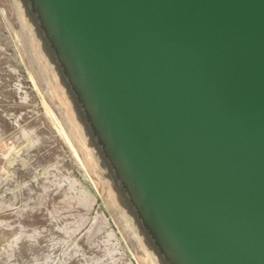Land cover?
I'll return each instance as SVG.
<instances>
[{
	"label": "water",
	"instance_id": "1",
	"mask_svg": "<svg viewBox=\"0 0 264 264\" xmlns=\"http://www.w3.org/2000/svg\"><path fill=\"white\" fill-rule=\"evenodd\" d=\"M0 23L157 264H264V0H0Z\"/></svg>",
	"mask_w": 264,
	"mask_h": 264
},
{
	"label": "rangeland",
	"instance_id": "2",
	"mask_svg": "<svg viewBox=\"0 0 264 264\" xmlns=\"http://www.w3.org/2000/svg\"><path fill=\"white\" fill-rule=\"evenodd\" d=\"M147 251L0 23V264H153Z\"/></svg>",
	"mask_w": 264,
	"mask_h": 264
},
{
	"label": "bare ground",
	"instance_id": "3",
	"mask_svg": "<svg viewBox=\"0 0 264 264\" xmlns=\"http://www.w3.org/2000/svg\"><path fill=\"white\" fill-rule=\"evenodd\" d=\"M47 105V104H46ZM49 112H50V114H51V116H52V118H53V120H54V122L56 123V125H57V127H58V129H59V131H60V133L63 135V137L66 139V141L70 144V146L72 147V149H73V152H74V154L76 155V157L78 158V160L81 162V164H82V162H83V159H82V157L80 156V153H79V151H78V149L75 147V145L72 143V141H71V138H70V136H69V134L66 132V130H65V128L62 126V124H60L58 121H57V119L55 118V115L53 114V112L49 109ZM81 158V159H80ZM83 164H84V162H83ZM90 178H92V177H90ZM95 179V178H94ZM93 182V181H92ZM95 183V182H94ZM102 184V183H101ZM97 187V186H96ZM104 191V190H103ZM148 252V251H147ZM147 256H148V258H150V260L152 261V262H154L153 264H157L156 262H155V260H154V258L152 257V255L148 252L147 253Z\"/></svg>",
	"mask_w": 264,
	"mask_h": 264
}]
</instances>
